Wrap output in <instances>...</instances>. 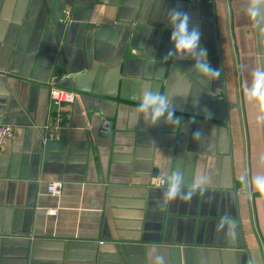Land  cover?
I'll list each match as a JSON object with an SVG mask.
<instances>
[{
	"label": "crops",
	"instance_id": "crops-1",
	"mask_svg": "<svg viewBox=\"0 0 264 264\" xmlns=\"http://www.w3.org/2000/svg\"><path fill=\"white\" fill-rule=\"evenodd\" d=\"M250 6L0 0V123L15 129L0 147V264H264V194L251 184L264 175V123L245 97L259 69ZM170 8L200 27L217 78L192 58H164ZM51 83L78 97L64 105V137L44 145L37 126ZM145 89L167 96L180 123L138 113ZM104 114L115 120L108 134L98 131ZM176 172L195 193L187 201H167V185L151 183ZM198 173L206 183L194 188ZM53 179L64 181L61 195L47 192Z\"/></svg>",
	"mask_w": 264,
	"mask_h": 264
},
{
	"label": "clouds",
	"instance_id": "clouds-1",
	"mask_svg": "<svg viewBox=\"0 0 264 264\" xmlns=\"http://www.w3.org/2000/svg\"><path fill=\"white\" fill-rule=\"evenodd\" d=\"M264 5V0H251L248 11L257 14L258 7ZM169 23L171 24L170 42L173 47L164 56L165 59L173 58L194 60L193 67L206 77L215 79L219 76V69L207 62L208 49L201 45L202 32L198 25H191V16L188 12L180 8H170L168 10ZM252 82L245 84V97L249 101H255L260 107V112L256 116L258 123H264V68L256 69L252 72ZM136 111L145 117H149L152 125L163 120L166 124L177 125L180 118L175 116V109L167 96L161 95L153 89H145L141 93L140 103ZM198 135L195 134L194 138ZM242 184L247 186L248 180L244 175L240 176ZM164 183V198L167 201L182 199L187 201L195 193L194 191H184V176L179 173L167 175ZM206 183V177L197 174L193 180V187L198 188ZM253 188L264 194V175H256L252 178Z\"/></svg>",
	"mask_w": 264,
	"mask_h": 264
},
{
	"label": "built area",
	"instance_id": "built-area-1",
	"mask_svg": "<svg viewBox=\"0 0 264 264\" xmlns=\"http://www.w3.org/2000/svg\"><path fill=\"white\" fill-rule=\"evenodd\" d=\"M78 97V92L74 88L59 86L55 83L50 85L49 97V116L47 120L37 126L41 132L42 141L47 144L51 140H61L69 124L66 121V112L64 105L74 102ZM115 120L112 115L104 114L99 123L98 131L101 134H108L114 128ZM14 125L10 123H0V147L4 146L14 135ZM165 177L155 175L151 179L152 184L164 183ZM64 181L61 179H53L48 181L47 192L52 195H61L63 191ZM56 209H49L54 212Z\"/></svg>",
	"mask_w": 264,
	"mask_h": 264
},
{
	"label": "water",
	"instance_id": "water-1",
	"mask_svg": "<svg viewBox=\"0 0 264 264\" xmlns=\"http://www.w3.org/2000/svg\"><path fill=\"white\" fill-rule=\"evenodd\" d=\"M254 23H255L259 68H264V5L258 7L257 14L254 15ZM217 51H218L220 67L222 69V76H223V83H224L223 90L227 92L228 88H227L226 72H225V66H224V55H223L222 44H221L220 39H217ZM4 123H9V122L4 121Z\"/></svg>",
	"mask_w": 264,
	"mask_h": 264
}]
</instances>
